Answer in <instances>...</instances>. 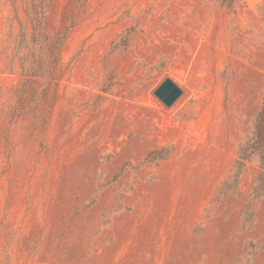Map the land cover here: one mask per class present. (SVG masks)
<instances>
[{
  "label": "rangeland",
  "instance_id": "rangeland-1",
  "mask_svg": "<svg viewBox=\"0 0 264 264\" xmlns=\"http://www.w3.org/2000/svg\"><path fill=\"white\" fill-rule=\"evenodd\" d=\"M83 1L0 0V264H264V0Z\"/></svg>",
  "mask_w": 264,
  "mask_h": 264
},
{
  "label": "trees",
  "instance_id": "trees-1",
  "mask_svg": "<svg viewBox=\"0 0 264 264\" xmlns=\"http://www.w3.org/2000/svg\"><path fill=\"white\" fill-rule=\"evenodd\" d=\"M38 2L36 5L38 13V26L35 27L33 33V43L35 51H40V44L43 39L47 40L48 32V21L50 20V8H48L45 3L47 0H35ZM87 0L83 1V7H85ZM238 0H223L224 4L228 6H233ZM77 20H70L67 25L63 26L56 34V38L53 44V55L56 57L54 65L56 69L60 68L61 65V55L64 50L65 44L69 39L71 31L77 25ZM41 29L42 31L38 30ZM24 35V33H23ZM46 60H43V63ZM44 67L39 68L42 70L44 75L49 71V64L44 63ZM37 71V70H35ZM36 73V72H35ZM48 78V77H47ZM62 79L61 75H58L56 80L60 81ZM152 155V154H151ZM150 157V156H149ZM256 161L258 163L259 173L257 176V185L254 189L255 199L260 201L264 197V99L262 108L255 117L252 126L249 129V133L246 136L245 141L240 145L237 152V160L234 166L235 170V180L238 182L241 176L244 174L248 167V164Z\"/></svg>",
  "mask_w": 264,
  "mask_h": 264
},
{
  "label": "water",
  "instance_id": "water-1",
  "mask_svg": "<svg viewBox=\"0 0 264 264\" xmlns=\"http://www.w3.org/2000/svg\"><path fill=\"white\" fill-rule=\"evenodd\" d=\"M182 94V89L171 78H166L155 90V96L167 107H171Z\"/></svg>",
  "mask_w": 264,
  "mask_h": 264
}]
</instances>
